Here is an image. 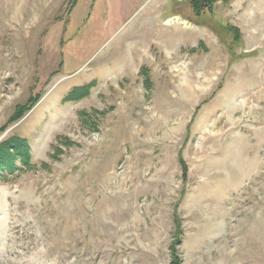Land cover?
Instances as JSON below:
<instances>
[{
	"label": "rangeland",
	"instance_id": "1",
	"mask_svg": "<svg viewBox=\"0 0 264 264\" xmlns=\"http://www.w3.org/2000/svg\"><path fill=\"white\" fill-rule=\"evenodd\" d=\"M16 139L0 264H264V0H0Z\"/></svg>",
	"mask_w": 264,
	"mask_h": 264
},
{
	"label": "trees",
	"instance_id": "2",
	"mask_svg": "<svg viewBox=\"0 0 264 264\" xmlns=\"http://www.w3.org/2000/svg\"><path fill=\"white\" fill-rule=\"evenodd\" d=\"M229 1L230 0H189V3L195 16L201 17L206 11L213 10L216 4L228 3ZM141 74L147 75L148 71L143 72L142 70ZM18 160H20L23 166L31 165L30 149L25 141L16 139L14 142L8 141L0 145V172H14L17 169ZM171 257L170 264H182V260L177 252L173 251Z\"/></svg>",
	"mask_w": 264,
	"mask_h": 264
},
{
	"label": "bare ground",
	"instance_id": "3",
	"mask_svg": "<svg viewBox=\"0 0 264 264\" xmlns=\"http://www.w3.org/2000/svg\"><path fill=\"white\" fill-rule=\"evenodd\" d=\"M73 218H74V217H73ZM73 223H74V222H73ZM73 223H72V224H73Z\"/></svg>",
	"mask_w": 264,
	"mask_h": 264
}]
</instances>
